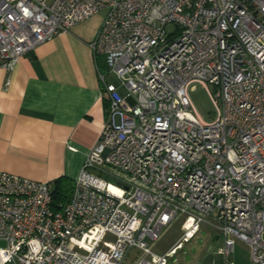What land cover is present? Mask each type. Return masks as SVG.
<instances>
[{"label":"built area","instance_id":"obj_1","mask_svg":"<svg viewBox=\"0 0 264 264\" xmlns=\"http://www.w3.org/2000/svg\"><path fill=\"white\" fill-rule=\"evenodd\" d=\"M102 10L90 46L119 80L106 123L66 201L52 181L0 174V264H124L132 247L134 264H167L203 224L226 258L240 239L264 264V0H0V68ZM196 83L214 88L211 119Z\"/></svg>","mask_w":264,"mask_h":264},{"label":"crops","instance_id":"obj_2","mask_svg":"<svg viewBox=\"0 0 264 264\" xmlns=\"http://www.w3.org/2000/svg\"><path fill=\"white\" fill-rule=\"evenodd\" d=\"M96 16L40 44L13 69L0 68V174L73 183L80 174L108 117L105 81L116 83L104 55L90 46L103 21ZM215 236L221 263L252 264L248 243L238 239L226 258L223 237Z\"/></svg>","mask_w":264,"mask_h":264},{"label":"rangeland","instance_id":"obj_3","mask_svg":"<svg viewBox=\"0 0 264 264\" xmlns=\"http://www.w3.org/2000/svg\"><path fill=\"white\" fill-rule=\"evenodd\" d=\"M95 15H97V19L100 20L104 17L105 10ZM109 77L113 82H119L114 73H110ZM122 92L127 95L125 89H122ZM189 93L195 110L199 114L205 119H211L215 116L216 107L212 98V93H214L213 87H211V91H209L203 85L196 83L190 88ZM93 234H96V232H93ZM181 234V221H177L167 228L156 242L152 243V249L156 253H164L179 239ZM215 234L216 230L203 224L201 230L192 239L185 242L182 247L176 250L174 255L168 258L167 264H224V260L222 263L220 262V258L223 256L216 252L218 238ZM90 239L91 237L87 236L84 240L79 241V246L85 248L86 241L89 242ZM2 244L4 245L5 243L3 242ZM141 254L142 250L139 248H130L124 264H134L140 258ZM231 258L233 259V257Z\"/></svg>","mask_w":264,"mask_h":264},{"label":"trees","instance_id":"obj_4","mask_svg":"<svg viewBox=\"0 0 264 264\" xmlns=\"http://www.w3.org/2000/svg\"><path fill=\"white\" fill-rule=\"evenodd\" d=\"M54 185V199L55 205H57L58 202L66 201L70 197L74 187V183L71 179L62 177L60 179H57L54 182Z\"/></svg>","mask_w":264,"mask_h":264}]
</instances>
